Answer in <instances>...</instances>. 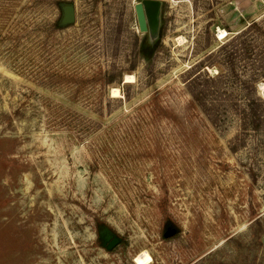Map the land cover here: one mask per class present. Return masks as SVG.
Listing matches in <instances>:
<instances>
[{
  "label": "rangeland",
  "instance_id": "rangeland-1",
  "mask_svg": "<svg viewBox=\"0 0 264 264\" xmlns=\"http://www.w3.org/2000/svg\"><path fill=\"white\" fill-rule=\"evenodd\" d=\"M141 1L0 0V264H264V0Z\"/></svg>",
  "mask_w": 264,
  "mask_h": 264
},
{
  "label": "water",
  "instance_id": "water-1",
  "mask_svg": "<svg viewBox=\"0 0 264 264\" xmlns=\"http://www.w3.org/2000/svg\"><path fill=\"white\" fill-rule=\"evenodd\" d=\"M161 6L162 3L159 0H143L135 5L138 29L141 34L148 33L154 39L158 37ZM61 10L62 17L59 25L61 27H68L69 25H72L76 19L74 6L71 4H64L61 6ZM176 233V229H167L165 237H173ZM100 239L107 250L114 249L121 242L120 237L105 229L100 232Z\"/></svg>",
  "mask_w": 264,
  "mask_h": 264
},
{
  "label": "bare ground",
  "instance_id": "bare-ground-1",
  "mask_svg": "<svg viewBox=\"0 0 264 264\" xmlns=\"http://www.w3.org/2000/svg\"><path fill=\"white\" fill-rule=\"evenodd\" d=\"M227 31H225V30H219L218 31V38L219 39H222L223 37H225L226 35H227ZM133 79H134V76H132V75H127L126 76V79H125V83H129V82H131V81H133ZM263 88V87H262ZM113 93L114 94H117L118 93V89H113ZM142 260H144V259H146V256H143L142 258H141Z\"/></svg>",
  "mask_w": 264,
  "mask_h": 264
}]
</instances>
